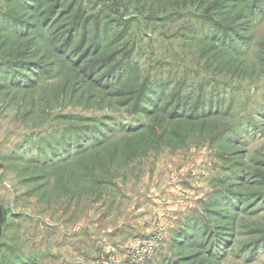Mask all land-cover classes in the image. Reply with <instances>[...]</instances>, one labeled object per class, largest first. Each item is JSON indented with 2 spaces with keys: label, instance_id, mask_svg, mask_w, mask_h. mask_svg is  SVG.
Here are the masks:
<instances>
[{
  "label": "rangeland",
  "instance_id": "rangeland-1",
  "mask_svg": "<svg viewBox=\"0 0 264 264\" xmlns=\"http://www.w3.org/2000/svg\"><path fill=\"white\" fill-rule=\"evenodd\" d=\"M264 264V0H0V264Z\"/></svg>",
  "mask_w": 264,
  "mask_h": 264
},
{
  "label": "built area",
  "instance_id": "built-area-1",
  "mask_svg": "<svg viewBox=\"0 0 264 264\" xmlns=\"http://www.w3.org/2000/svg\"><path fill=\"white\" fill-rule=\"evenodd\" d=\"M165 228L158 227L151 235L139 238L136 245L123 251L121 257L104 254L98 264H149L163 242Z\"/></svg>",
  "mask_w": 264,
  "mask_h": 264
}]
</instances>
